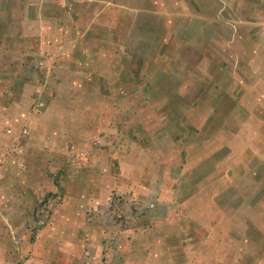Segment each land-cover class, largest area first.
Masks as SVG:
<instances>
[{"label":"rangeland","instance_id":"1","mask_svg":"<svg viewBox=\"0 0 264 264\" xmlns=\"http://www.w3.org/2000/svg\"><path fill=\"white\" fill-rule=\"evenodd\" d=\"M2 4L0 264H264V0Z\"/></svg>","mask_w":264,"mask_h":264},{"label":"crops","instance_id":"2","mask_svg":"<svg viewBox=\"0 0 264 264\" xmlns=\"http://www.w3.org/2000/svg\"><path fill=\"white\" fill-rule=\"evenodd\" d=\"M3 5V6H2ZM1 6H0V11H2V12H0V18H1V21H3L4 19H2V16L1 15H4V14H6V7H5V5L4 4H2ZM17 9V8H16ZM13 12H17V10H13ZM34 20V19H33ZM37 21V20H36ZM36 21H29V19L27 18V20H23V22L21 23V22H19L18 23V25H17V28H16V30H15V33L16 34H20L21 33V30L22 29H24V28H28V24H33V28H32V32H31V35H32V38H37V36H39V29H40V25H38V24H36ZM2 24V23H1ZM34 26H35V30H34ZM20 56H21V54H20ZM0 64L1 65H4L5 64V67L7 66H9L8 65V62H7V60L5 61V60H2V59H0ZM10 62H11V60H10ZM6 67V68H7ZM4 71L5 72H7L5 69H4ZM4 72V73H5ZM28 72H29V70H23L22 71V75L25 77L24 79H28L29 78V74H28ZM3 72L1 71V74H2ZM61 73H63L64 74V72H61ZM31 78H33V75H31ZM82 77L80 76V79H81ZM84 80H86V79H84ZM30 82H32L33 83V81H30ZM27 83V82H26ZM35 83H38L37 81H35ZM70 84V86L69 87H71L72 86V84H71V82L70 81H68V82H66L65 83V85H69ZM65 87V86H64ZM6 93H8V91L6 92ZM17 94H19V95H17L15 98H16V100L15 101H13V100H8V101H6V103H5V105L0 109V110H2L1 112L3 113V111L5 110L6 112L8 111V113L9 114H7V117L8 116H10V117H12V115L14 114V115H16V114H20L21 115V118H20V120H18L19 122H23L22 120H23V118L26 116V114L28 115V112H27V107H25L26 105H27V102L25 101V99H24V96L22 95V92L21 93H17ZM10 99H11V97H9ZM51 103V102H50ZM50 103H49V105H48V108H50L49 110H48V114H51V112H52V108L51 107H49L50 106ZM52 105H54V104H52ZM25 107V108H24ZM46 114H47V111H46ZM53 116H55L54 114H53ZM38 117V118H37ZM36 118H33V119H39V117L40 116H37ZM4 119H6L8 122H10L11 121V118H1V120L2 121H4ZM0 120V121H1ZM1 121V122H2ZM11 123V122H10ZM13 125H15V124H13ZM16 126V125H15ZM42 127H46V124H41L39 127H37V129H40V128H42ZM0 141H2V139L0 138ZM34 141H37V140H34ZM41 142H42V139H38V141H37V143L39 144H41ZM29 146V145H28ZM30 146H33L32 144L30 145Z\"/></svg>","mask_w":264,"mask_h":264}]
</instances>
